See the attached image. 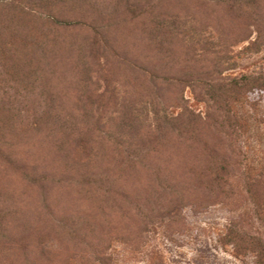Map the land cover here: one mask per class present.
Returning a JSON list of instances; mask_svg holds the SVG:
<instances>
[{"label": "trees", "instance_id": "1", "mask_svg": "<svg viewBox=\"0 0 264 264\" xmlns=\"http://www.w3.org/2000/svg\"><path fill=\"white\" fill-rule=\"evenodd\" d=\"M263 50L264 0H0V264H116L218 205L221 246L264 264L237 111L264 72L226 75Z\"/></svg>", "mask_w": 264, "mask_h": 264}, {"label": "rangeland", "instance_id": "2", "mask_svg": "<svg viewBox=\"0 0 264 264\" xmlns=\"http://www.w3.org/2000/svg\"><path fill=\"white\" fill-rule=\"evenodd\" d=\"M260 72H264V50L244 56L239 60V67L226 75L240 77ZM185 98L188 107L205 116L206 105L197 102L190 89H187ZM237 111L246 122L241 147L248 158L250 170L257 173L264 168V100L258 106H237ZM246 210L248 208L242 211ZM184 214L187 227L181 235H170L165 226L158 225L139 251L122 242H114L110 254L116 264H251L250 259L237 257L231 247H222L219 242L231 220L239 215L238 212L218 205L200 215L190 209H186Z\"/></svg>", "mask_w": 264, "mask_h": 264}]
</instances>
